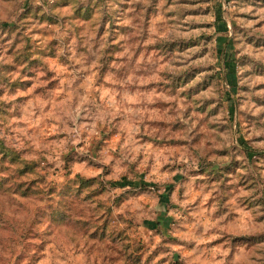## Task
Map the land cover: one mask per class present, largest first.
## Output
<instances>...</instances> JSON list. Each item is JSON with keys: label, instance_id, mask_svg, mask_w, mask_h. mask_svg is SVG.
Returning a JSON list of instances; mask_svg holds the SVG:
<instances>
[{"label": "rangeland", "instance_id": "obj_1", "mask_svg": "<svg viewBox=\"0 0 264 264\" xmlns=\"http://www.w3.org/2000/svg\"><path fill=\"white\" fill-rule=\"evenodd\" d=\"M0 264H264V0H0Z\"/></svg>", "mask_w": 264, "mask_h": 264}, {"label": "trees", "instance_id": "obj_2", "mask_svg": "<svg viewBox=\"0 0 264 264\" xmlns=\"http://www.w3.org/2000/svg\"><path fill=\"white\" fill-rule=\"evenodd\" d=\"M26 192V191H25Z\"/></svg>", "mask_w": 264, "mask_h": 264}]
</instances>
